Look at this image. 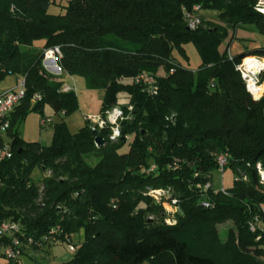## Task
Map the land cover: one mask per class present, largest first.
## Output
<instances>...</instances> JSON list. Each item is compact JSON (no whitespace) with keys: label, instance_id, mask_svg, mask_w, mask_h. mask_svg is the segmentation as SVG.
<instances>
[{"label":"trees","instance_id":"trees-1","mask_svg":"<svg viewBox=\"0 0 264 264\" xmlns=\"http://www.w3.org/2000/svg\"><path fill=\"white\" fill-rule=\"evenodd\" d=\"M63 1L64 12L54 15L49 9L56 0H0V83L12 75L26 79L27 89L12 116L13 158L0 163V225L18 223L35 241L56 230L60 241L72 242L83 231L68 264H264V230L250 231L256 216L264 223V185L256 170L258 163L264 167V95L254 101L236 71L247 57L264 58V47L237 55L229 54V45L222 48L242 25H255L264 36L257 2ZM196 6L217 11L219 22L201 14L202 25L190 30L184 10ZM40 40L45 46L35 48ZM189 44L201 57L198 73L173 57ZM56 47L60 76L43 65L44 51ZM161 69L159 93L149 96L136 81ZM62 76L104 91L102 115L127 94L129 104L120 107L131 115L122 123L130 140L113 143L109 130L93 132L89 124L72 134L65 122L56 124L51 146L23 140L18 126L31 110L42 116L47 106L57 115L78 110L75 92L62 91ZM36 94L42 100L33 106ZM98 136L106 140L100 148ZM221 153H229L228 169L247 181H235L226 195L204 196L198 186L217 173ZM36 170L42 186L32 179ZM168 188L181 209L175 226L147 195ZM227 222L232 227L222 235L218 227ZM10 244L0 239L3 250Z\"/></svg>","mask_w":264,"mask_h":264},{"label":"built area","instance_id":"built-area-1","mask_svg":"<svg viewBox=\"0 0 264 264\" xmlns=\"http://www.w3.org/2000/svg\"><path fill=\"white\" fill-rule=\"evenodd\" d=\"M257 2V11L264 15V0H255ZM185 21L190 30H196L202 25V16L200 7L196 6L191 11L184 10ZM62 57L60 48L56 47L53 49L44 51V61L54 60L58 61ZM236 71L240 74L243 82L245 83L247 92L252 96L254 101H260L264 95V62L259 58H246L243 62L236 66ZM138 85L142 87V91L149 96H156L159 93L158 77L153 76L147 72L142 73L136 81ZM63 92L74 91L69 86L62 87ZM75 92V91H74ZM26 79L21 78L18 84L14 88L4 90L0 93V163L10 160L13 158L12 152V136L10 134L12 129V116L16 110L22 105L26 98ZM34 102L42 100L40 94L34 96ZM128 111H133V106L128 107ZM131 119V115L125 114V111L120 107L116 106L108 110L105 114L95 116L89 122L90 129L93 132L109 130V140L113 143L124 139L130 140V136H124L122 133V123ZM52 117H44L41 121V125L44 127L47 124H52ZM100 137V136H98ZM104 139V138H103ZM217 163V174L220 176L221 182L223 183V177L229 168L230 155L229 153H221L216 155ZM250 167V164H248ZM156 170V166H152L151 172ZM256 170L260 175V183L264 185V167L261 163L256 165ZM246 177L241 172L236 173V181H243ZM204 196L209 191L216 193L221 192L223 194L228 193V189L224 188L223 184L221 187H216L214 184V176L212 175L211 181L205 185H199ZM147 195L151 197L158 205L162 206L166 212L165 223L168 226H175L178 223L177 217L181 213L179 206V200L174 197L173 190L168 189H156L149 190ZM170 210L167 209V206ZM202 206L204 208H210L211 203L208 200H203ZM264 230V223L260 217L256 216L250 223V231L257 233L258 231ZM56 230H52L51 233L39 241H35L32 238H26L22 226L15 222H4L0 225V238H9L11 244L4 248V257L10 261H18L25 255L30 249L36 250L48 244L59 242ZM66 242L69 243V250L72 254H76L79 246L73 244L69 238ZM32 251V250H31Z\"/></svg>","mask_w":264,"mask_h":264},{"label":"rangeland","instance_id":"rangeland-1","mask_svg":"<svg viewBox=\"0 0 264 264\" xmlns=\"http://www.w3.org/2000/svg\"><path fill=\"white\" fill-rule=\"evenodd\" d=\"M66 1L56 0L55 4H52L49 12L54 15H59L64 12L63 6ZM201 14L208 21L219 22V13L214 10H202ZM229 45V54L237 55L242 52L250 51L256 47H264V36L260 35L258 29L255 25H242L237 28L235 33L231 32L230 37L224 42L222 48L225 49ZM45 46V41L40 40L34 43L35 48H42ZM173 57L176 62H178L183 67L188 68L194 73L199 72L201 66V57L194 44H189L184 47V54L180 53L178 50H174ZM248 58H259L264 62V58L250 56ZM58 61L50 60L44 61V68L53 75L60 74V65ZM156 77L162 78L166 76V73L161 69L156 73H153ZM19 79L16 76H7L0 83V93L3 90L14 88L18 84ZM69 85L76 89L75 94L78 98L79 108L70 115L66 113L53 114L52 120L53 124H47L46 126L41 125V121L44 119L45 115H51V108L49 106L45 107L44 116L41 113L31 110L22 120L18 126V132L20 137L28 143H41L44 146H51L53 143L55 126L56 124L65 122L69 131L72 134L78 133L82 128L89 124L93 117L99 116L102 111L105 92L102 90L93 91L87 89L85 82L82 78L75 77L67 81ZM119 105L127 106L129 104V98L127 94L122 93L119 96ZM36 106V103H33ZM132 141V139H131ZM130 142L122 149L123 153L129 151ZM43 174L40 170H36L32 179L34 182H38L37 185L42 186ZM40 181V182H39ZM236 181V174L228 169L223 177V183L221 182L220 176L215 173L214 184L216 187H221L222 184L226 189H232ZM244 182L247 179L243 180ZM168 210L170 207L166 206ZM232 227L231 222L220 225L218 228L222 235H224L228 229ZM1 239V238H0ZM85 240L84 232L81 231L78 234L72 235V243L76 246L82 244ZM264 248V246H263ZM32 250V251H31ZM2 249L0 247V264L7 262L6 258L1 256ZM75 255L69 250V243L66 241H59L57 243H52L41 247L38 250L30 249L25 255L20 258L19 264H68L72 262ZM144 264H151L150 262H145Z\"/></svg>","mask_w":264,"mask_h":264},{"label":"crops","instance_id":"crops-1","mask_svg":"<svg viewBox=\"0 0 264 264\" xmlns=\"http://www.w3.org/2000/svg\"><path fill=\"white\" fill-rule=\"evenodd\" d=\"M261 47V46H260ZM256 48H258V47H256ZM47 61H50V60H47ZM57 64V63H56ZM58 65V64H57ZM60 71V74L59 75H54V76H60L61 75V69L59 70ZM51 74V73H50ZM53 75V74H52ZM73 78H75V77H72V76H62V81H63V86H69V87H71L74 91H76V89L74 88V87H72L71 85H69L68 84V80H70V79H73ZM3 91V90H2ZM1 91V92H2ZM51 108V107H50ZM51 115H48V116H46L45 114V117H53V114H55V112L53 111V109L51 108ZM53 124V123H52ZM1 249H2V252H3V248L1 247Z\"/></svg>","mask_w":264,"mask_h":264},{"label":"water","instance_id":"water-1","mask_svg":"<svg viewBox=\"0 0 264 264\" xmlns=\"http://www.w3.org/2000/svg\"><path fill=\"white\" fill-rule=\"evenodd\" d=\"M223 97L227 98L228 95L225 93V94H223ZM95 143H96L97 147L100 148L106 144V140L103 139L102 137H97L95 140Z\"/></svg>","mask_w":264,"mask_h":264}]
</instances>
